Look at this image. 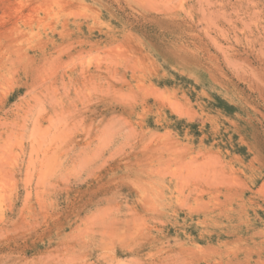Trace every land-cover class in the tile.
<instances>
[{
  "label": "rangeland",
  "instance_id": "1",
  "mask_svg": "<svg viewBox=\"0 0 264 264\" xmlns=\"http://www.w3.org/2000/svg\"><path fill=\"white\" fill-rule=\"evenodd\" d=\"M0 264H264V0H0Z\"/></svg>",
  "mask_w": 264,
  "mask_h": 264
}]
</instances>
